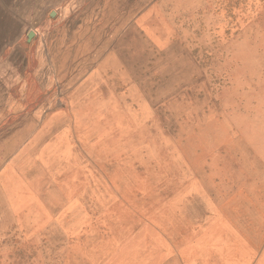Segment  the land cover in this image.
Returning a JSON list of instances; mask_svg holds the SVG:
<instances>
[{
    "label": "rangeland",
    "instance_id": "374dc122",
    "mask_svg": "<svg viewBox=\"0 0 264 264\" xmlns=\"http://www.w3.org/2000/svg\"><path fill=\"white\" fill-rule=\"evenodd\" d=\"M91 69L73 119L52 89ZM181 211L264 249V0H0V264H103Z\"/></svg>",
    "mask_w": 264,
    "mask_h": 264
},
{
    "label": "crops",
    "instance_id": "0c3cea01",
    "mask_svg": "<svg viewBox=\"0 0 264 264\" xmlns=\"http://www.w3.org/2000/svg\"><path fill=\"white\" fill-rule=\"evenodd\" d=\"M91 70L58 81L52 89L58 107L70 109L73 119H90L94 111L106 110V96L96 93L108 86L94 85L96 71ZM136 107L139 119L140 104ZM151 225L154 234L149 243L118 245L103 256V264H264V249L256 255L263 244L261 229L209 228L186 211L169 213Z\"/></svg>",
    "mask_w": 264,
    "mask_h": 264
},
{
    "label": "water",
    "instance_id": "95a60500",
    "mask_svg": "<svg viewBox=\"0 0 264 264\" xmlns=\"http://www.w3.org/2000/svg\"><path fill=\"white\" fill-rule=\"evenodd\" d=\"M30 38L32 37V33L30 34V36H29Z\"/></svg>",
    "mask_w": 264,
    "mask_h": 264
}]
</instances>
